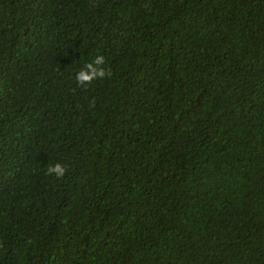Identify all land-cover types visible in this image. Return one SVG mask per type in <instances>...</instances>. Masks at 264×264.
I'll use <instances>...</instances> for the list:
<instances>
[{
  "label": "trees",
  "instance_id": "16d2710c",
  "mask_svg": "<svg viewBox=\"0 0 264 264\" xmlns=\"http://www.w3.org/2000/svg\"><path fill=\"white\" fill-rule=\"evenodd\" d=\"M0 264H264V0H0Z\"/></svg>",
  "mask_w": 264,
  "mask_h": 264
},
{
  "label": "clouds",
  "instance_id": "9594fccd",
  "mask_svg": "<svg viewBox=\"0 0 264 264\" xmlns=\"http://www.w3.org/2000/svg\"><path fill=\"white\" fill-rule=\"evenodd\" d=\"M138 43V42H137ZM102 64L103 58L96 57L94 61L91 63H87L84 65V68L80 69L76 75L75 79L78 84H83L87 86L88 83L97 78H103L106 75L105 69L101 68H93L92 64ZM48 174L54 176L59 179L65 175V167L60 163L51 164L47 168Z\"/></svg>",
  "mask_w": 264,
  "mask_h": 264
}]
</instances>
